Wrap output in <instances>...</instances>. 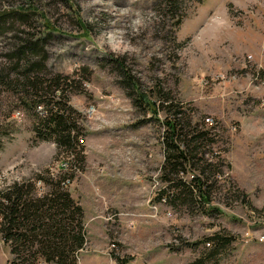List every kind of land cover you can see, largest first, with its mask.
I'll use <instances>...</instances> for the list:
<instances>
[{
  "label": "rangeland",
  "instance_id": "rangeland-1",
  "mask_svg": "<svg viewBox=\"0 0 264 264\" xmlns=\"http://www.w3.org/2000/svg\"><path fill=\"white\" fill-rule=\"evenodd\" d=\"M175 7L0 0V73L22 39H42L45 68L36 73L69 77L38 104L30 90L0 81V192L29 181L41 195L49 186L37 175L66 176L61 185L84 211L78 264H264V0ZM51 101L80 129L72 134L84 164L70 149L36 141ZM175 111L188 140L199 132L207 140L169 176L198 177L206 201L164 180L163 122ZM68 161L79 171L62 170ZM214 235L230 243L216 248ZM11 257L0 236V264Z\"/></svg>",
  "mask_w": 264,
  "mask_h": 264
},
{
  "label": "trees",
  "instance_id": "trees-1",
  "mask_svg": "<svg viewBox=\"0 0 264 264\" xmlns=\"http://www.w3.org/2000/svg\"><path fill=\"white\" fill-rule=\"evenodd\" d=\"M180 1L182 0H161L165 7H170L169 9H175ZM2 16L6 15H1L0 20ZM42 43V39H22L12 52V57H9L13 59L11 66L0 73V81L3 84L10 85L14 82L16 86L21 85L23 89L30 90L36 104L45 103L43 97L59 92V88L69 80V77L62 75L42 79L36 73L45 68L46 55ZM11 75H14L15 79L9 83ZM137 94L140 101L149 106L146 97L141 93ZM52 103L53 101L46 103L44 116L38 119V124L33 128L36 141L50 140L59 148L70 149L76 153V160L71 161L84 164L85 157L81 149L76 152L74 147L78 135L72 134L80 129L73 122L65 105ZM152 105L154 106V103ZM150 110L156 112L154 108ZM180 115L179 111H175L171 119L166 117L163 122V170L164 176L168 175L164 180L170 183L171 187L187 190L191 196L195 190L197 198L206 201L207 197L202 190L204 183L198 177H193L190 183L185 184L176 177L169 176L183 172V166L195 160L192 144L207 140L206 133L204 135L200 132L190 136L188 140L187 136L190 134H183V130L189 128V125H183ZM1 147L0 142V149ZM69 166L67 171L74 172L78 169L76 165L72 166L70 161ZM36 180L49 186V191L38 195L35 183L27 181L14 183L0 192V236L10 249L12 257L9 264H78V252L86 243L83 208L65 191L64 185H61L67 180L66 176L51 181L48 177L37 175ZM207 181L206 179L205 182ZM209 240L216 248L225 247L230 243V239L219 235H214Z\"/></svg>",
  "mask_w": 264,
  "mask_h": 264
},
{
  "label": "built area",
  "instance_id": "built-area-1",
  "mask_svg": "<svg viewBox=\"0 0 264 264\" xmlns=\"http://www.w3.org/2000/svg\"><path fill=\"white\" fill-rule=\"evenodd\" d=\"M206 122H209V119H206ZM80 141V140H79ZM60 168L62 169V170H66V163H62L61 164V166H60ZM68 169H69V167H68ZM70 182V180L69 179H67V180H65L64 181V183H63V185L65 186L67 183H69ZM264 240V237H261V241H263Z\"/></svg>",
  "mask_w": 264,
  "mask_h": 264
},
{
  "label": "bare ground",
  "instance_id": "bare-ground-1",
  "mask_svg": "<svg viewBox=\"0 0 264 264\" xmlns=\"http://www.w3.org/2000/svg\"><path fill=\"white\" fill-rule=\"evenodd\" d=\"M79 142L82 143V139H80ZM64 163H66V171L69 170V169H68V167H70V166H69V161H68V162H64ZM75 171H79V170L77 169V170H75Z\"/></svg>",
  "mask_w": 264,
  "mask_h": 264
}]
</instances>
